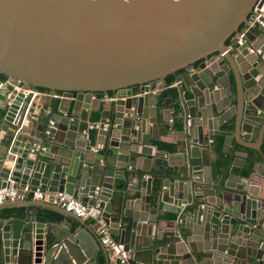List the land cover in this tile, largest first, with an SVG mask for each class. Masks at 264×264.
Returning a JSON list of instances; mask_svg holds the SVG:
<instances>
[{
	"label": "water",
	"instance_id": "95a60500",
	"mask_svg": "<svg viewBox=\"0 0 264 264\" xmlns=\"http://www.w3.org/2000/svg\"><path fill=\"white\" fill-rule=\"evenodd\" d=\"M255 6L264 0H0V130L10 140L0 190L28 188L0 204V264H94L99 232L54 204L60 196L96 207L132 264H264V196L253 183L264 180V27L247 26ZM168 76L178 82L173 102L154 91ZM37 88L62 98L56 112L42 104L39 128L28 130ZM173 113L183 115L185 149L155 154L180 157L187 178L152 189L137 161ZM218 132L231 155L220 178L211 170ZM248 149L260 161L242 175ZM126 189L149 211L131 215L128 231L117 211ZM158 200L179 218L159 219Z\"/></svg>",
	"mask_w": 264,
	"mask_h": 264
},
{
	"label": "crops",
	"instance_id": "0c3cea01",
	"mask_svg": "<svg viewBox=\"0 0 264 264\" xmlns=\"http://www.w3.org/2000/svg\"><path fill=\"white\" fill-rule=\"evenodd\" d=\"M174 82V80H173ZM171 86V85H170ZM169 87L168 85L164 86H157L154 91L159 92L160 94L162 93V91ZM175 88V86H173ZM176 93H177V89L175 88ZM40 96H38V98L35 100V106H34V115L31 116L26 125H27V129L28 130H34L39 128V124L34 121H37V114H39L42 109L41 106L42 104L46 103L48 104V102L50 101V106L52 107L53 105V110L52 112H56L57 111V105L59 103V100L62 98L61 94L58 95V97H53L51 95L48 94H39ZM160 97V95L158 96V98ZM191 95H187V98H191ZM167 107H169V112L173 109L172 104L170 102H168V105H166ZM199 106V105H198ZM181 108V112L186 111V109L184 107H182L180 105ZM42 113V112H41ZM182 114V113H181ZM181 118L183 117V115H180ZM181 118L177 117V114L173 113L171 114V118L167 119L163 122H160V126L162 127H166L167 131L164 133H161L158 138L156 139H151V145H152V152L150 155H144L142 158H140L137 163H139V166H143V167H147L148 170L145 171L144 173L150 174L152 173V170L156 167L157 162L159 160L164 161L165 164L163 166V173L161 174V177H153V181L151 183V187L152 189H160L162 187V182L164 179H168L170 181V184L174 187L176 185V181L180 180V179H186V174H180L178 171V167L176 164H180L181 159L178 156H174L172 158H170V160H168L167 158V153L164 152V155L161 156V154L156 155L155 152H159L161 153V151H166L167 148H169V150L171 152H178L180 153L183 148L185 149V141H184V134H183V123ZM34 124V126H33ZM163 129V128H162ZM205 130V129H204ZM159 131V130H158ZM163 132V130H162ZM10 140L9 138H7L6 134L4 133L3 130H0V149H1V145L3 143L9 144ZM258 158L255 161V163H257L258 161H260L259 155H257ZM213 162V161H212ZM212 162H211V170H212ZM194 163H199V159H195ZM140 179H141V175H139V179L137 182V187L140 188ZM254 188L258 189V192L261 190V195L264 196V180L259 179L257 176H254ZM242 179H240L241 181ZM261 181V183H263V187L261 186V184L259 183ZM127 183V182H126ZM234 184V183H232ZM132 185V184H130ZM27 187V185H26ZM176 187V186H175ZM226 189L229 190H234V188L231 187H227ZM117 193L113 192L112 195H115ZM120 195V206L117 208V211L120 212V214L123 213L124 209L127 212V216H122L121 219V228H125L128 230L131 229V215L136 216L138 214H149L148 210H144L143 205H144V201L141 200L139 198L140 196V192L137 190L135 192H131L129 190L126 189V191L123 192V194L118 193V196ZM46 196L48 197L49 195L46 194ZM47 199V198H46ZM127 200V206L125 207L123 202L124 200ZM36 200V199H34ZM40 200V199H39ZM113 202V205L118 204L117 201H114L115 198H111L110 199ZM174 202V199L171 198L170 201H165V206H172V203ZM55 204V203H54ZM163 204V202H161L160 200H158V203L156 204L155 202H152L150 204V208L154 210V212L157 210V215L159 219H163L164 220H175L178 217V215L176 213L170 212L168 210H164L161 209V205ZM58 205V204H56ZM61 207V206H60ZM159 210V211H158ZM54 213V212H53ZM185 216L181 215L180 219H178L179 222H181V218L183 219ZM61 217H59L58 219H60ZM72 220V217H68V220ZM84 222H86V224L88 225V230H90V228H93V230H98L97 229V223H96V219L95 217L88 216L86 218H82ZM53 220H57L56 218H54ZM161 221L160 224H162V226H169V223L163 222ZM181 226H184V224L179 223ZM87 230V228H83V232L86 236H88L90 239H92L90 232ZM100 243V242H99ZM95 262L94 264H98V261L100 258H103L105 260V256L103 254V250H102V245L100 244H95ZM107 250V249H106ZM108 252V251H107ZM109 255V252H108ZM109 257V256H108ZM106 262V261H105ZM111 264H120L115 262L114 260H111Z\"/></svg>",
	"mask_w": 264,
	"mask_h": 264
},
{
	"label": "built area",
	"instance_id": "2783aa9c",
	"mask_svg": "<svg viewBox=\"0 0 264 264\" xmlns=\"http://www.w3.org/2000/svg\"><path fill=\"white\" fill-rule=\"evenodd\" d=\"M254 13H252L247 22V26L249 25H259L264 27V7L256 8L254 7ZM243 29H246L243 27ZM242 37V33L239 35ZM178 82H172L171 86H175ZM1 86V83H0ZM39 94H48L53 97H58L59 94H52L44 91L42 89H35L32 91V96ZM28 193V188L24 187L22 190L12 189V188H4L0 190V204L4 203L5 201H16V200H23L26 198V194ZM44 197V194L36 190L33 193V199L39 200ZM53 203L58 204L59 206L63 207L65 210L72 212L78 217L86 218L88 216H93L96 219L97 229L100 235V242L103 246L106 247L107 251L109 252V259L114 260L117 263H130V254L122 248V245L118 243L117 239H115L108 230V227L104 224L102 219L99 216V210L96 207L87 208L80 199L72 198L69 196H60L59 199L56 201L53 200Z\"/></svg>",
	"mask_w": 264,
	"mask_h": 264
},
{
	"label": "trees",
	"instance_id": "16d2710c",
	"mask_svg": "<svg viewBox=\"0 0 264 264\" xmlns=\"http://www.w3.org/2000/svg\"><path fill=\"white\" fill-rule=\"evenodd\" d=\"M244 27V24L242 28ZM173 82V77L168 76L166 77V85L169 87L165 88L162 93L160 94V100H164L166 98H169L170 101H175L177 99V93L176 90L173 86H170L171 83ZM223 141H224V134L223 133H216L214 136V150H215V157L212 162V175L214 177H223L225 176L226 173V167L231 161V155L229 153H225L222 150L223 147ZM169 149V148H167ZM261 150L264 153V139L261 145ZM258 152L254 149H248V154L245 157L244 165L241 169V174L242 175H248L252 171V167L255 163V161L258 158ZM165 162L159 160L157 162L156 167L152 170L151 175L155 177H161V174L163 173V166ZM58 219L59 217H54ZM98 264H106L105 260L103 258H100L98 261Z\"/></svg>",
	"mask_w": 264,
	"mask_h": 264
}]
</instances>
